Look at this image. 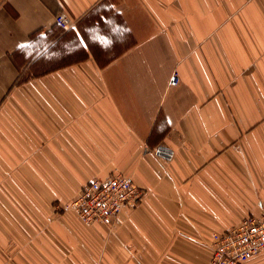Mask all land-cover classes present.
Here are the masks:
<instances>
[{"label":"crops","instance_id":"0c3cea01","mask_svg":"<svg viewBox=\"0 0 264 264\" xmlns=\"http://www.w3.org/2000/svg\"><path fill=\"white\" fill-rule=\"evenodd\" d=\"M115 173L144 199L85 225ZM263 213L264 0H0V264H208Z\"/></svg>","mask_w":264,"mask_h":264},{"label":"built area","instance_id":"2783aa9c","mask_svg":"<svg viewBox=\"0 0 264 264\" xmlns=\"http://www.w3.org/2000/svg\"><path fill=\"white\" fill-rule=\"evenodd\" d=\"M55 23L63 29L73 24L64 14L55 17ZM179 83L173 73L168 84ZM160 162H168L172 151L163 145L151 151ZM145 193L131 178L121 174H111L102 179L90 181L70 201L67 207L75 211L80 220L88 226H111L113 218L125 207L135 208L144 199ZM211 257L208 264H244L264 249V213L261 217H246L236 227L223 233L212 235Z\"/></svg>","mask_w":264,"mask_h":264}]
</instances>
